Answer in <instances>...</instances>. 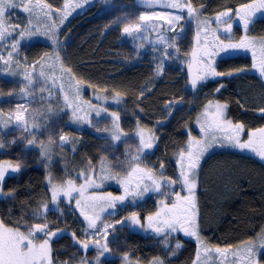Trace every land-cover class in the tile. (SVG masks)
Masks as SVG:
<instances>
[{"label":"rangeland","instance_id":"rangeland-1","mask_svg":"<svg viewBox=\"0 0 264 264\" xmlns=\"http://www.w3.org/2000/svg\"><path fill=\"white\" fill-rule=\"evenodd\" d=\"M94 1L95 3L92 8L95 10L93 9L89 14H82V11L90 7V4ZM15 2L16 7L6 10L8 23L11 25H20L21 28L27 26L33 29V31H38L40 34L21 39L19 35L13 32L11 36L0 39V57H3V59L0 60V107H2L0 108V144L3 145V147L0 148V163H10L13 166L16 164L21 165L18 172H11V170H9L6 174L2 192H0V200L6 199L11 195L4 190L7 177L15 176L19 174L21 170L29 166L36 167L39 165L45 170L49 177V180L48 178L45 180V187L49 193V202L45 205L46 207L43 206L41 215H46L50 211L63 214L64 216L76 215V211L72 209H74V204H76L77 199L84 201L83 199L86 195H90L91 193L101 194L95 197H104L106 199L96 200L95 202L87 201V203H81L79 207L84 212L89 213L87 216L94 217L98 215L100 217V219L96 221L99 231H91L83 223H79L77 233L79 241L87 239L89 243H96L97 240H99V243L103 244L106 242L103 238V226L105 224L113 225L114 228H109L107 235L109 251L105 252L103 255H99L95 247L96 250L88 252V255H91H89L88 259L86 258L84 262H86V264H96L99 255L100 264L106 261L116 264H125L124 257L126 254L121 253L120 247H116L113 244L116 236V232L114 231L117 228V224L123 220L126 215L132 214L133 212L137 213V215H142V218L146 220V216H143V214H155L158 209V201L166 199L171 200L173 196L169 195L165 197L161 195L160 197L150 198V195L154 193L153 191H149L137 198L129 195L124 201L125 205H128V207H125L124 204L118 201L115 202V207H117L118 204L121 205V208H118L119 213L117 216H114V214H111L114 207L108 206L110 203L108 194L110 193L113 197L124 195V188L127 186L124 182L131 179L132 183L135 184L136 177L143 174L136 173L131 178L128 176V173L137 166L136 162H131V158L137 155H140L142 158L141 162H138L139 168L142 170H150L154 179L160 175L159 168L162 167L163 170H161V172L164 173L167 171L169 180H178L172 164L164 160L163 156L153 153L156 147L150 151V155H153L151 158L145 155V152L140 151V141L138 138L134 137L131 129H125L122 133H119L122 145H120V143L117 144L113 139L112 142L108 140L103 141L105 142L104 144H106L105 150L111 152L112 155L118 152L116 156L117 160L114 159L115 156L105 155V151L101 146L103 142L101 144L98 142V138L95 136L94 132L99 129L105 132L101 134H106L107 128L103 127L102 121L94 120V117L91 115V107H86L83 102H80L77 107L71 106L72 97H75L79 91L76 87L74 89V86L70 84L69 78H67L69 75H67V66L64 62L68 58L69 46H78L79 41L83 38H86V40L90 38L102 39L103 37H108L109 34H113L115 36V46L113 47L114 50L105 51L110 56L107 60L120 67L119 73L124 69H131L134 67L152 72L153 76L143 85L146 94L152 92L155 85L160 84L161 81L165 82V79L173 74L177 83L180 80L183 86L181 90V93H183L181 97L176 100L174 111L178 109L177 107L179 105H182L184 110L178 111V113L187 115L190 110L196 111L200 108L198 106L194 107L193 104L195 105V101L199 100L200 97L202 100L205 89L191 93L186 88L188 87L190 90L193 89L191 87V79L199 73L198 69L202 70L205 66V62L209 58L213 60L215 56L209 57L206 54H202V49L208 53H213V51L218 53L221 51L220 42H223L224 45H228L226 39L223 38V36L227 34V31H225L227 26L223 23L237 17L235 15H232L230 19L225 17L223 18V23H217L215 17L220 12L226 11L227 8L214 12L208 10L203 5H190L196 11V15L189 17L187 7L184 8L182 13L179 9L164 8L162 5L168 3V0H141V3H137V5L131 0H106V2H101V0H39L41 4L51 5V12L49 15H45L38 9L32 13L25 12L23 8L28 4V0H15ZM181 2H184V0ZM36 3L37 0H31V5H35ZM65 3L72 5V7L65 8ZM150 3H153L154 6H150ZM146 13H158L161 15L173 13L182 15V19L177 21L175 27L169 31V26L165 19L154 18L150 21L140 22L139 16ZM82 15H84V17L80 18ZM71 20H75V22H72L73 25L71 29L68 30L69 24L67 23ZM88 20L96 21L97 23L90 22V25L83 27V22ZM137 23L147 24L148 28L145 29L142 27L139 32L133 31L131 34L124 32L125 27L134 28ZM153 25L156 27L153 28ZM182 29L183 32L181 31ZM258 29L260 30L261 27H255L254 33L259 31ZM8 30L12 32L11 28ZM52 31L55 32V37L49 38V35L46 33ZM194 34H199L197 35L199 37L198 43L194 40ZM255 35L257 36H254L256 42L253 50L257 57L261 58V45L262 42H264V35L258 33H255ZM161 36L166 38V42L160 41ZM58 39L59 43L55 44L54 41ZM237 40H241V35H235V37L232 38L231 44H238ZM16 41H20V43L18 47L13 50L12 44ZM172 44H174L175 47H172ZM195 48L196 51L194 50ZM37 51L42 52L40 57L37 59L33 57V59L27 58V53H29V55H35ZM10 52L12 53L11 57L9 56ZM46 54L49 59L46 66L48 68L46 74H53V78L43 80L42 76L39 75L42 68L36 62L39 60L40 63L43 64L45 59L41 58L45 57ZM53 54L56 55L58 59H56ZM190 56H194L192 58V60L194 59L193 63L189 61ZM222 59L214 61L213 66H217L218 64L221 66L218 61ZM5 61H7V63H5ZM66 62H68V60H66ZM28 74H31L32 77L31 84H29V80L26 79ZM64 79L69 81L71 89L70 94H67L65 91L67 85L64 83ZM169 83L172 84L170 80ZM199 85L198 82L197 86ZM260 91L261 96L255 99L253 98L256 102L260 100V97L264 100V92L262 89H260ZM3 96L10 97L6 100H12V102L1 104ZM206 96L207 95H205V97ZM65 97H67V100ZM182 100H188L189 102L185 104L184 101L183 104ZM208 101L215 102L213 99H209ZM212 109H214L213 106L205 107L202 105V109L199 111L196 119L198 126L203 125L208 127L211 122V114L214 112ZM74 112L75 115L73 114ZM206 112L208 113L207 117L205 116ZM18 114L23 117L22 121H17L16 116ZM89 114L91 116H88ZM76 120H79L76 124L82 121V125H85L87 128V135L80 137L77 133H73L71 130L73 127L71 125L68 126L66 124L68 121L74 122ZM35 125L40 126L39 131L43 129L44 131L35 134V137H33L31 133ZM126 125L129 127L128 122L123 127L126 128ZM65 127L68 129L70 128L69 135L63 133L62 129L59 131L60 128ZM66 128L65 131H67ZM11 130H14L12 134L10 133ZM113 130L114 128H109L108 133L113 132ZM154 133V129H150L149 134H144L145 139L148 140L147 138H151V141H155V136L157 137L158 135ZM185 133L187 143H183L184 146L177 152L178 155L181 151H184L185 154L187 153L191 141L201 140V138L197 137L196 133H192L191 130L185 131ZM199 134L202 137L204 136L202 131L199 132ZM222 134L224 133L218 132L216 137L220 138ZM62 135L67 137L66 142L60 140V136ZM80 138V142H84L83 145H85L82 147L80 146L82 152L90 155L94 152L93 147H96V149L99 147L103 150V152H100V155L102 157L104 156L103 160H106L109 173H117L119 178H123V180L121 182L118 181L119 186H114L113 184H92L90 188L87 187L84 190L83 197L78 191L73 192L71 198L61 193L58 197V203H53L51 199L53 185L57 187H66L67 182L71 180L73 185L79 189L82 185V181H85L84 177L80 175L81 172L74 173L76 174H73L74 176L72 175V173L76 171V166L79 167L74 156L76 147L78 148L79 145V141L77 140ZM30 140L33 141L32 144L28 143ZM16 147L19 148L18 151L6 153V151H10ZM98 157L99 155H97V158ZM91 166L93 168L91 171L94 173L89 172L88 175L84 174L85 176L94 177L99 169L102 170L103 168V165L98 164L95 166V164H91L90 167L87 168L88 171H90ZM87 170L84 171L86 172ZM160 178L162 179L163 175H160ZM158 182H160L161 185L164 184L163 181L158 180ZM85 183L86 181L84 184ZM143 183L150 184L147 179H145ZM176 185H180V182L178 181ZM107 187L116 188L117 195L112 189H106ZM171 187L172 188H164V191L177 192L175 190L178 187ZM91 188H93V190H91ZM101 208H103V211H101ZM77 219L79 220L78 217ZM146 225L147 224H145L144 227H146ZM144 231L150 234V236H155L147 228ZM180 233L183 232L180 231ZM38 235L39 234L36 236L37 243L42 242V239L45 238L43 234ZM165 238L166 239L161 245L166 247L168 259L174 258L175 255H173V250L177 253V251L182 248H176L177 244H180V242L177 238L171 236L169 237L166 235ZM205 245L204 243L202 244L200 252L203 254L199 257L197 256L194 264H214L207 262L208 254L205 255ZM127 256L129 258L128 264H143L140 263L138 259L130 257V255ZM53 261L54 264H66L55 260ZM147 264H152V262Z\"/></svg>","mask_w":264,"mask_h":264},{"label":"trees","instance_id":"trees-1","mask_svg":"<svg viewBox=\"0 0 264 264\" xmlns=\"http://www.w3.org/2000/svg\"><path fill=\"white\" fill-rule=\"evenodd\" d=\"M94 3L95 1L84 12L88 11L87 14H89L94 9L92 8ZM245 3H252V0H190V5H203L208 10L214 12L220 11L223 8L231 9L235 12L236 9H239ZM261 13L263 16L264 11L258 12L252 17L247 30L244 28L243 22L237 17L232 23H239V27L235 29L232 25V30L227 32V34L241 35L240 31L249 32L251 28L254 30L255 27H261L257 33L264 35V21L257 22L256 20L257 16ZM82 17L84 15L80 18ZM72 22H75V20L67 23L69 24L68 30L71 29ZM90 22L97 23L96 21L88 20L83 22L82 26L86 27L90 25ZM114 38L113 34H109L108 37H103L102 39L90 38L86 40V38H83L79 41L78 46H69L68 58L66 59L69 62V66L68 62L65 59L63 60L66 62L64 64L67 66L66 72L69 74L70 84L74 86V89L76 87L78 91L84 86L98 90L101 89L106 92L113 91V94L121 99L120 106L124 113L129 111V108H134L136 113H140L143 125L149 129H152V126L158 123L157 132L154 133L158 134V140L155 143L156 148H153L155 150L153 153L163 156L164 160L172 164L175 169V175L180 182L177 192H180L181 195H187L186 189L182 188V180L180 179L181 166L177 152L187 143L185 131L191 130V121L195 112H189L191 115L189 113L187 115L178 113V111L184 110L182 105L174 111L175 102L183 93H181L183 88L181 81L179 80L177 83L174 75L171 74L165 79V82L161 81L160 84L154 86L152 92L146 94L143 85L153 76L152 72L134 67L124 69L119 73L120 67L107 60L110 56L105 51L114 50ZM243 38L245 37L241 36V39ZM249 48L227 49V52L221 50L218 54L220 56L225 53L238 56H242L243 54L252 59L253 51L252 48L251 51ZM40 51H37L35 55L27 53L26 56L28 59H37L42 54ZM53 56L56 58V55L53 54ZM259 61L260 59L257 62L252 61L253 72L257 74H248L247 77L241 80L237 78V80L231 83L224 82L225 79H221L220 77L210 78L203 85L204 88H212L210 92L207 90L209 92V99L212 98L214 101L227 105V116L233 124H244L245 130L241 133L242 140H247V132L249 130L264 127V115L260 112V109L264 108V100L260 97L259 101H254L256 97L261 96V88L256 85V81H260L259 79L261 81L262 79L264 80V76L260 74ZM191 62L193 63L192 59ZM225 63L227 64H222L221 67L234 72H239V68L247 65L246 62L240 59L230 60ZM254 63L256 67H253ZM236 76L240 77V74H236ZM169 80L172 84L169 83ZM221 85L223 86L221 87ZM218 88L219 91H216ZM82 93L79 92L75 97H72L71 106L77 107L83 99V103L89 105H86V107H91V115H93L97 108L104 105L99 102L100 98L96 93L92 95ZM213 94L215 97H213ZM203 95H205V92ZM200 98L195 101L194 107L202 106L204 96H202V100ZM184 101L185 104L189 102L188 100H182L183 104ZM91 115L89 114L88 116ZM123 120H125L124 117ZM74 125L76 126V130L81 129L82 132H79V135L85 136L83 133L87 129L85 125ZM123 129L125 130V127ZM202 132L204 136L201 137V140L206 135L204 131ZM214 134L217 136L218 132ZM224 135L225 133L222 134V137ZM220 138H217L215 146L204 154L206 157H201L203 161H199V166L195 172L198 238L197 236L192 237H196V243L185 244L178 239L183 248L178 250L179 253L175 254L174 258L168 259L166 247L161 245L166 239L165 237H163L160 245H158L155 241L148 240L147 236L144 235L147 225L144 227L141 222L139 225L129 222V224L133 225L132 227L126 228L124 224H119L114 231L116 232V236L113 244L116 247H120L121 253L128 254L138 259L140 263L145 264L151 263L155 258L164 261V264H175L178 262L189 264L196 260L198 253L199 256L202 255L200 248L203 243L206 244L205 246L219 247L221 249H234L248 243H260V236L264 233V160L260 159L250 150L233 148L228 146L226 142L225 146H220ZM83 143L78 142L79 145L78 148L76 147L74 156L81 168L76 166V171L72 175L81 172L80 175L85 177L86 174L88 175L89 172H92V166L90 171L87 170L91 164H95V166L98 164L103 165L102 170L99 169L94 177L90 176L91 179L93 178L94 185H101V175L103 173L109 175L106 160L104 161V156L100 155L101 149L99 147L98 149L93 147L94 152L90 155L82 152L80 146H85ZM18 149L16 147L10 151H6V153H13L18 151ZM97 155H99L98 158ZM148 157L151 158L153 155H149ZM141 159L139 162H141ZM186 163L187 161L185 160ZM84 170L87 171L85 172ZM161 170H163L162 167L159 168V173L163 175V178L161 179L159 175L155 179L163 181V183L170 181L171 179H168L167 171L163 173ZM46 178L49 180L47 173L40 165L36 167L29 166L21 170L19 174L7 177L4 190L11 195L6 199L0 200V221L8 228H19L20 231L25 233L28 231L29 226L46 222L50 230L60 233L57 238H53L51 241L53 260L66 264L82 263V261H85L91 255H88V252L96 250V243H89L88 249H83L80 244L76 243L77 240L79 241L77 232L79 223H82L80 219L83 217L81 214L83 210L74 204V209L72 210L76 211V215L64 216L63 214L50 211L46 215H43L46 217V220L37 218L41 215L43 206L49 202V193L45 187ZM119 181L121 182L122 180ZM162 186H165V184ZM171 186L173 188L177 187L176 184ZM165 188L169 187L165 186ZM106 189L113 188L107 187ZM113 191L117 195V190L114 189ZM99 195L101 194L91 193L90 195H86L82 203H87L89 197ZM153 195H160V193L154 192L150 195V198ZM173 199L166 200V202L171 203ZM123 204L125 205V202ZM115 206L111 212L114 216L119 213L118 208H121V205L117 204V207ZM125 207H128V205H125ZM83 213L85 215L89 214L84 211ZM144 215L146 217L149 216V214ZM179 233L180 231L172 234V237L185 236L184 232ZM147 235L150 236V234ZM185 237L188 236L186 235ZM103 264L116 263L106 262Z\"/></svg>","mask_w":264,"mask_h":264},{"label":"snow or ice","instance_id":"snow-or-ice-1","mask_svg":"<svg viewBox=\"0 0 264 264\" xmlns=\"http://www.w3.org/2000/svg\"><path fill=\"white\" fill-rule=\"evenodd\" d=\"M101 2H106V0H101ZM31 0H28V4H26L23 8L25 12L32 13L37 9L40 12H43L45 15H49L51 12V5L41 4L39 0L35 5H31ZM150 6H154L153 3H150ZM164 8L171 9H179L182 13L184 8L187 7L188 16L193 17L196 15V11L190 6V0H168V3L162 5ZM16 7L15 0H0V39H4L7 36H11L13 32L16 35H19L21 39L26 37H32L34 35H39L38 31H33V29L29 27L21 28L20 25H11L7 21L6 10L9 8ZM65 8L72 7V5L65 3ZM264 11V0H252V3L242 4L239 9H236L233 12L231 9L226 10L224 12H220L215 17V21L217 23H223L225 17L231 18L232 15H235L239 18L240 21L243 22L244 28L247 30L249 23L251 22L252 17L258 13ZM156 19H165L168 24V30H172L176 22L182 19V15L166 13L164 15L155 13V14H141L139 16L140 22L150 21ZM148 28L147 24L137 23L134 28L125 27L124 32L131 34L133 31L139 32L141 28ZM153 28L156 26L153 25ZM11 28L12 32L8 29ZM18 30V31H17ZM232 30V24H229L225 31L230 32ZM183 32V29L181 30ZM49 35V38L55 37V32L52 31L50 33H46ZM199 35V34H197ZM218 39V38H217ZM161 42H166V38L164 36L160 37ZM55 43H59L58 40L54 41ZM20 41H16L12 44L13 50H15ZM175 47L174 44L171 45ZM249 47L254 48L255 43L253 41H248L247 38L241 39L238 44H228L224 45L223 42H220V48L222 51H226L227 49H247ZM178 51V49H177ZM209 57L213 55H217L215 51L213 53L206 54ZM255 52H253V58L255 59ZM9 56H12V53H9ZM3 57H0L2 60ZM41 59H48L47 54L45 57ZM58 59V57H57ZM7 63V61H5ZM42 69L45 67L44 64H41L38 60L36 62ZM253 67H256V64H253ZM260 74L264 76V42L261 45V59L259 61ZM70 71V70H69ZM241 71H243L241 69ZM233 73H222L218 72L216 68L213 66V61L209 58L205 62V66L202 70L191 79V87L195 89L197 87L198 82L206 83L209 78H215L219 76L228 75L231 76ZM40 76H45L44 71L39 73ZM26 79L29 80V84H31V74L26 76ZM223 85H221L222 87ZM219 91V88L216 89ZM67 100V97H65ZM211 107V102L209 104ZM215 111L211 114V122L208 127L205 128L202 125L201 130L206 133L205 137L202 140H193L190 142L188 146L187 153L181 151L179 154V162L181 166L180 171V179L182 180V188L186 189L187 195H181L180 192H166L162 190V185L151 175L150 170H142L139 168L138 162L140 161V155L134 156L131 158V162H136L137 166L132 169L131 172L128 173V176L131 178L136 173H143L140 176L136 177L135 184L132 183V180L129 179L124 183L127 184L124 188V195L121 196H111L109 193L110 203L109 207H114L115 202H123L126 198L131 195L133 197L143 196L145 193L149 191L160 193L161 195L168 197L169 195L174 196L175 199L171 201V203L166 202V200L159 201V208L154 215H149L146 217L147 220V228L151 229L157 235L160 234H171L172 232L183 231L187 236H197L198 238V224L196 220L197 212V204H196V180H195V172L199 166V161L201 157L212 147L215 146L217 142V137L215 136V132L225 133L223 137L220 138V146H225V142L228 146L233 148H238L240 150H250L255 155H257L260 159L264 160V127L256 128L255 130H249L247 132V140L241 139V133L244 132L245 126L242 123L233 124L232 121L227 120L225 118V110L227 105H221L217 103L215 106ZM262 115H264V108L260 109ZM75 115V112L73 113ZM99 115V113H97ZM205 116H208V113H205ZM112 117L114 121H118L119 117L116 113H112ZM17 121H22L23 117L21 115L16 116ZM112 139L119 140L120 135L114 134ZM60 140L62 142L67 141L66 136H60ZM29 144H32L33 141H29ZM140 144L142 152L144 148H151L153 145L151 143V138L148 141H145L144 137L140 136ZM3 145L0 144V148ZM46 154V153H45ZM185 160L187 163L185 164ZM21 165L16 164L15 166L10 163H0V192H2L3 182L5 180L6 174L11 170V172H18L20 170ZM86 183L81 185L79 189H77L71 180L67 182L66 187H57L55 185L52 186V196L51 199L53 203H58V197L61 193L64 196L70 197L73 192H79L83 197L84 190L92 186L93 181L90 177L85 176ZM147 179L150 181V184H144V180ZM51 182V181H49ZM178 181L170 180L164 182L166 187H170L171 185L176 184ZM143 185V186H142ZM106 199L104 197H89L88 200L91 202H95L96 200ZM82 201L80 199L76 200V206L80 207ZM46 207V206H45ZM103 211V208H101ZM84 215L85 220L88 221V227L90 229H97L96 221L100 219V217L94 216L89 217L81 212ZM38 219H45L43 215L37 217ZM129 220L132 224L139 225L140 217L137 213L133 212L129 217ZM123 223V221H121ZM109 228H114L113 225L105 224L103 226V238L105 239V243L100 244L99 240H97L95 247L98 250L99 255H103L105 252L109 251L108 243H107V235ZM37 234H43L44 239L42 242H36ZM58 231H52L49 229L47 223H36L28 227V231L22 232L19 228H8L4 225L2 221H0V264H54L51 253V241L53 238H57L59 236ZM74 235V234H73ZM76 243L80 244L83 249L89 248V242L87 239L84 241H76ZM182 247L180 244H177L176 248L179 249ZM206 251H210L207 250ZM215 252L222 256H227V252L224 249L217 247ZM175 250H173V255H175ZM99 255L96 260V264H100ZM199 257V253L197 254ZM235 258L233 264H264V233L260 236V243L253 244L248 243L245 244L243 248L238 249L236 252L232 253ZM125 264H128L129 258L127 255L124 257ZM82 264H86V262L82 261ZM152 264H164V261L155 258L152 261Z\"/></svg>","mask_w":264,"mask_h":264},{"label":"crops","instance_id":"crops-1","mask_svg":"<svg viewBox=\"0 0 264 264\" xmlns=\"http://www.w3.org/2000/svg\"><path fill=\"white\" fill-rule=\"evenodd\" d=\"M264 17V15H263ZM254 36H257V35H252L250 36L247 40L248 41H253L254 43L256 42V39ZM227 44H231L230 42L226 41ZM48 60L49 59H46L43 64L45 65V67L42 69V71H44L45 73V76H43V80H47L48 78H53V74H46L48 72V68L46 67L47 64H48ZM227 64V63H225ZM240 71H229V70H225L223 68L219 69L218 71L222 72V73H228V72H232L233 74H239V73H242V72H247L250 70V66H245V67H242V68H239ZM241 69L243 71H241ZM69 75V74H67ZM35 78V77H34ZM69 78V77H67ZM64 83L67 85L65 87V91L67 92V94H70L71 92V89H70V86H69V81L65 80L64 79ZM9 84V83H8ZM80 93L84 92V93H87V94H94L96 93L97 95H99V102L100 103H103L104 105H101L99 108L96 109L95 113L92 115L94 117V120H97V121H102V124H103V127L104 128H107L106 130V134H101V133H105L102 131H100L99 129H97V131L94 132L95 136L98 138V142L101 144L103 141H110L112 142V137L114 134H119V133H122L123 132V126L128 122L129 123V127H126L125 129H131V132L132 134L134 135L135 138H138V140L140 141V136L142 135L143 137L145 136L144 134H149L150 133V129L147 127V126H144L142 124L141 119H140V113H136V111L134 110V108H131L129 109V111H127L126 113H124L122 110H121V106H120V101L121 99H119V97L115 94H113L114 92L113 91H104V90H98V89H94V88H91V87H88V86H84L80 91ZM82 93V94H84ZM10 97H5L3 96V100L1 102V104H5V102H12V100H6V99H9ZM82 102H83V99H82ZM88 105V104H86ZM85 105V106H86ZM95 105V104H94ZM100 105V104H99ZM89 106V105H88ZM2 108V107H0ZM138 110V109H137ZM97 113H99V115H97ZM112 113H116L119 117V120L118 121H114V118L112 117ZM123 117L125 118V120L123 121ZM79 120H76V121H68L66 124L69 126L71 125L73 127V129H71L73 131V133H77L79 135V132H82L81 129L79 130H76V126L74 124H76ZM70 122V123H69ZM82 124V121H80V124ZM131 124H132V127H131ZM77 125V124H76ZM155 127H157L155 125ZM66 128V127H65ZM65 128H60L59 131L62 129L63 130V133L69 135L70 134V131L68 128H66L67 131H65ZM109 128H114L113 132L111 133H108L109 132ZM40 130V126L38 125H35L33 126V129H32V133H31V136L35 137V134L37 133H40L43 130L39 131ZM14 132V130H11V134ZM84 135H87V129L84 130ZM153 133V132H151ZM80 136V135H79ZM82 137V135L80 136ZM105 138H108V139H105ZM145 139V137H144ZM149 140V138H147ZM81 138L77 141L80 142ZM114 140V139H113ZM146 140V139H145ZM146 140V141H148ZM118 143L121 144V140H115ZM115 142V143H116ZM105 142H103V145L102 148L104 149L105 151V155H110L112 157L115 156V160H117V153L116 152L114 155H112L111 152L105 150L106 149V144H104ZM152 143V147L151 148H145L143 149V152H145V155H150V151L155 147V143H157V137L155 136V141H151ZM206 157L205 155L202 156V158ZM90 177V176H89ZM119 176L117 173H109V175H107L106 173H103L101 175V178L100 180L102 181L101 185L105 184V185H110V184H113L114 186H118V181H119ZM85 179V178H84ZM83 180V178H82ZM93 180V178L91 179ZM123 180V179H122ZM84 182L85 181H82V185H84ZM93 184V183H92ZM94 185V184H93ZM143 186V185H142ZM164 188L165 186H162V190L164 191ZM171 188V187H169ZM116 190V188H113L112 190ZM161 195V194H160ZM103 196V195H102ZM131 216V214H128L125 216V219H128L129 217Z\"/></svg>","mask_w":264,"mask_h":264},{"label":"flooded vegetation","instance_id":"flooded-vegetation-1","mask_svg":"<svg viewBox=\"0 0 264 264\" xmlns=\"http://www.w3.org/2000/svg\"><path fill=\"white\" fill-rule=\"evenodd\" d=\"M134 3L135 2H137L138 0H132ZM139 1H141V0H139ZM142 7V6H141ZM234 27H235V29L236 28H238L239 27V23H234V24H232ZM250 49V51H251V48H249ZM252 51H253V49H252ZM225 52H227V51H225ZM254 52V51H253ZM229 54V53H228ZM228 54L227 53H225V54H222V56H220L219 58H223V57H226V56H228ZM245 56V55H244ZM235 59H240V60H243L242 59V57H237V58H235ZM115 216H117V215H115ZM138 216H140V215H138ZM143 220V221H142ZM121 221H123V223H121ZM118 224H117V226L116 227H118V225L119 224H124L125 226H126V228H130V227H132L133 225L132 224H129V222H131L130 220H129V218L128 219H123V220H121ZM140 222L145 226V224H147V222H146V220H145V218L143 219L142 218V215L140 216ZM136 227V226H135ZM134 230H136V229H134ZM151 232H152V234L153 235H155V236H149V235H147L148 233H146V232H144V235H146L147 236V239L148 240H153V241H155L158 245H160V243H161V240L163 239V237H165L166 235L167 236H169V234H167V233H164V235L163 234H160V235H157L156 233H154L152 230H151ZM157 236V237H156ZM177 239H179V240H181V241H183L185 244H189V243H196V237H192V236H188V237H185L184 235H182L181 237L180 236H178V237H176ZM244 246L242 245V246H239V247H237V248H234V249H224V250H226V252H227V256H220L219 254H217L216 252H215V249L216 248H214V247H208V246H206V249L207 250H210V251H205V255L206 254H208V259H207V262H210V263H214V264H233V261H234V257H233V255H232V253L233 252H236L238 249H241V248H243ZM183 248V247H182ZM180 250H181V248H180ZM179 252L177 251V253L176 254H178ZM203 254V253H202ZM128 255V254H127ZM131 257V256H130ZM107 262V261H106ZM106 262H104V263H106ZM197 263V262H196ZM144 264V263H143ZM175 264H183V262H178V263H175ZM189 264H194V262H191V263H189ZM197 264H199V263H197Z\"/></svg>","mask_w":264,"mask_h":264},{"label":"water","instance_id":"water-1","mask_svg":"<svg viewBox=\"0 0 264 264\" xmlns=\"http://www.w3.org/2000/svg\"><path fill=\"white\" fill-rule=\"evenodd\" d=\"M84 222H85V224L87 225V227H88V221L87 220H85V218H84ZM88 229L89 230H91V231H94L95 229H90L89 227H88Z\"/></svg>","mask_w":264,"mask_h":264},{"label":"bare ground","instance_id":"bare-ground-1","mask_svg":"<svg viewBox=\"0 0 264 264\" xmlns=\"http://www.w3.org/2000/svg\"><path fill=\"white\" fill-rule=\"evenodd\" d=\"M117 50H118V48H117ZM117 59V58H116ZM113 66V65H112ZM142 88V87H141ZM256 109V108H255ZM189 115H191L190 113H189ZM208 231V230H207ZM213 233V232H212ZM225 245V244H224ZM140 256V255H139Z\"/></svg>","mask_w":264,"mask_h":264}]
</instances>
